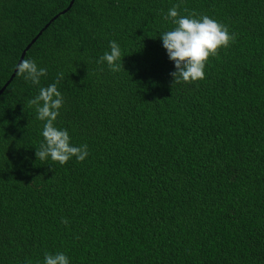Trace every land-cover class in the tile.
I'll return each mask as SVG.
<instances>
[{"label":"trees","instance_id":"obj_1","mask_svg":"<svg viewBox=\"0 0 264 264\" xmlns=\"http://www.w3.org/2000/svg\"><path fill=\"white\" fill-rule=\"evenodd\" d=\"M0 0V90L20 57L65 104L82 162L36 159L38 87L0 94V264H264V0ZM174 4L235 33L173 83L159 33ZM116 41L122 67L97 63Z\"/></svg>","mask_w":264,"mask_h":264},{"label":"clouds","instance_id":"obj_2","mask_svg":"<svg viewBox=\"0 0 264 264\" xmlns=\"http://www.w3.org/2000/svg\"><path fill=\"white\" fill-rule=\"evenodd\" d=\"M178 5L167 10L164 19L170 21V30L159 33L162 47L173 63L174 71L170 73L173 83L196 82L205 77V67L209 57L216 56L218 49L228 48L235 40V33L228 27L207 15L191 13L180 15ZM121 47L116 41H109L108 50L99 57L97 63H104L110 71H118L122 60ZM16 71L25 80L38 87V94L27 101L35 111V117L42 122L39 135L42 137L36 159L52 161L63 166L69 160L82 162L89 155L87 144L72 143L69 132L57 127L56 120L64 107L65 100L57 87L62 79L58 73L56 81L46 87L40 86L41 77L46 76V69L38 67L32 59L22 60ZM42 264H70L69 257L61 251L45 253Z\"/></svg>","mask_w":264,"mask_h":264},{"label":"water","instance_id":"obj_3","mask_svg":"<svg viewBox=\"0 0 264 264\" xmlns=\"http://www.w3.org/2000/svg\"><path fill=\"white\" fill-rule=\"evenodd\" d=\"M73 4V0L71 1V3H70V6H69V8L71 7V5ZM35 42V40H33L32 42H31V44H29L27 47H26V49L23 51V53H22V55H21V57H20V61H19V63L23 60V58H24V56H25V54H26V51L31 47V45L33 44ZM17 71H16V69H15V73H16ZM15 73H13V75H12V78L4 85V87L0 90V94L5 90V88H6V86L10 83V81L13 79V77L15 76Z\"/></svg>","mask_w":264,"mask_h":264}]
</instances>
